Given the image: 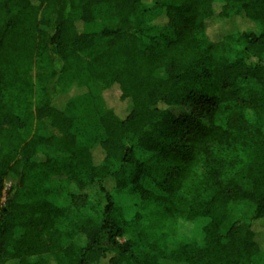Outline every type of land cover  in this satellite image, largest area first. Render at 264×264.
I'll return each instance as SVG.
<instances>
[{
  "label": "trees",
  "instance_id": "16d2710c",
  "mask_svg": "<svg viewBox=\"0 0 264 264\" xmlns=\"http://www.w3.org/2000/svg\"><path fill=\"white\" fill-rule=\"evenodd\" d=\"M163 263L264 264V0H0V264Z\"/></svg>",
  "mask_w": 264,
  "mask_h": 264
},
{
  "label": "rangeland",
  "instance_id": "374dc122",
  "mask_svg": "<svg viewBox=\"0 0 264 264\" xmlns=\"http://www.w3.org/2000/svg\"><path fill=\"white\" fill-rule=\"evenodd\" d=\"M73 83V78H66L61 86L64 89L70 87ZM107 103H114L115 97L108 93L104 96ZM103 102H92L87 99L79 100L70 105L68 108V113L74 116L78 120V125L80 124L79 131L83 134V138L86 142H90L93 136L97 133L96 120L98 116L103 112ZM116 200L119 206L127 213V216L132 214V209L130 207L131 201L123 194H117ZM201 227L202 221H195L193 223H182L179 229V238L182 242L193 241L195 243L201 244ZM125 239H122L123 242ZM180 240V241H181ZM181 243V242H179ZM166 264V263H163Z\"/></svg>",
  "mask_w": 264,
  "mask_h": 264
}]
</instances>
